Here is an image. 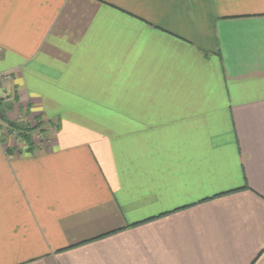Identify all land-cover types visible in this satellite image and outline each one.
<instances>
[{"label":"crops","instance_id":"obj_1","mask_svg":"<svg viewBox=\"0 0 264 264\" xmlns=\"http://www.w3.org/2000/svg\"><path fill=\"white\" fill-rule=\"evenodd\" d=\"M0 103V264H264V0H0Z\"/></svg>","mask_w":264,"mask_h":264},{"label":"trees","instance_id":"obj_2","mask_svg":"<svg viewBox=\"0 0 264 264\" xmlns=\"http://www.w3.org/2000/svg\"><path fill=\"white\" fill-rule=\"evenodd\" d=\"M6 122L9 123V126L11 128H13V130L15 131H18L27 141L30 142V146H32V140H31V134L28 133L29 130H27V128L25 127H22L20 126L19 124L15 123V122H12V121H9V119H6ZM42 125V122H40L36 127L34 128H37L38 126ZM44 130V129H43Z\"/></svg>","mask_w":264,"mask_h":264},{"label":"rangeland","instance_id":"obj_3","mask_svg":"<svg viewBox=\"0 0 264 264\" xmlns=\"http://www.w3.org/2000/svg\"><path fill=\"white\" fill-rule=\"evenodd\" d=\"M14 105V104H13ZM7 116V115H6ZM7 119H9L8 118V116H7ZM13 122V121H12ZM15 123H16V121H14ZM27 123V122H26ZM26 123H24V122H21V124H20V126H22V127H25V128H27V130H31V128L33 127V123H28V124H26ZM4 124H6V125H8L9 126V123L8 122H6V120H2V119H0V132L3 130L4 132H5V134H7V133H9L10 135L11 134H15V135H18V133L17 132H13V131H11V127L10 128H2V127H4V126H2V125H4ZM18 124V123H17ZM12 130H13V128H12ZM2 131V132H3Z\"/></svg>","mask_w":264,"mask_h":264},{"label":"water","instance_id":"obj_4","mask_svg":"<svg viewBox=\"0 0 264 264\" xmlns=\"http://www.w3.org/2000/svg\"><path fill=\"white\" fill-rule=\"evenodd\" d=\"M0 119H2V120L7 119L6 113L3 111L1 103H0Z\"/></svg>","mask_w":264,"mask_h":264}]
</instances>
